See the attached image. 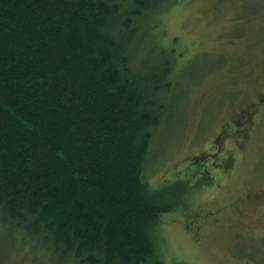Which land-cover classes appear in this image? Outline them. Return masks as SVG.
Here are the masks:
<instances>
[{
	"label": "trees",
	"instance_id": "obj_1",
	"mask_svg": "<svg viewBox=\"0 0 264 264\" xmlns=\"http://www.w3.org/2000/svg\"><path fill=\"white\" fill-rule=\"evenodd\" d=\"M164 1L0 0V239L53 264H164L156 227L187 191L145 172L175 86L144 30Z\"/></svg>",
	"mask_w": 264,
	"mask_h": 264
},
{
	"label": "rangeland",
	"instance_id": "obj_2",
	"mask_svg": "<svg viewBox=\"0 0 264 264\" xmlns=\"http://www.w3.org/2000/svg\"><path fill=\"white\" fill-rule=\"evenodd\" d=\"M154 21L145 34L156 52L155 41L170 51L175 86L163 139L154 142L145 172L156 190L187 183L185 204L156 227L160 257L164 264H264V206H249L242 219L232 204L250 190L264 192V122L243 154L233 146L235 127L224 135L231 139L233 132L231 142L221 131L257 93L264 73V0H231L220 9L214 0H166ZM230 155L235 172L226 175L213 163ZM198 212L200 238L185 228V217ZM9 229L2 228L0 264H53L40 249L38 260L18 234L6 238L14 236Z\"/></svg>",
	"mask_w": 264,
	"mask_h": 264
},
{
	"label": "flooded vegetation",
	"instance_id": "obj_3",
	"mask_svg": "<svg viewBox=\"0 0 264 264\" xmlns=\"http://www.w3.org/2000/svg\"><path fill=\"white\" fill-rule=\"evenodd\" d=\"M230 2L231 0H214V7L220 9L227 6ZM257 82L259 86L257 93L240 103V106L237 110H234L231 113L229 121L223 125L221 130L223 137L228 128L235 127L234 140L232 135L233 132L231 133V139L229 136H224V140L227 142L233 140L235 143L233 146L236 150L238 149L239 154H243L247 148L246 144L249 142L251 134L262 127V123L264 122V73L262 78ZM234 165L235 158L233 155H230L229 157H216V162L215 164L213 163V166L218 171L226 175H232V173L235 172ZM232 204L236 207V217H241L243 219V215H240V213H242L243 210H246L249 206H264V192L256 191L254 189L250 190ZM207 216L212 218L214 213L210 212ZM202 217L203 214L200 212L185 217L187 220V223L185 224L186 230L194 233L197 238H200V234L204 231L203 225L200 222Z\"/></svg>",
	"mask_w": 264,
	"mask_h": 264
}]
</instances>
